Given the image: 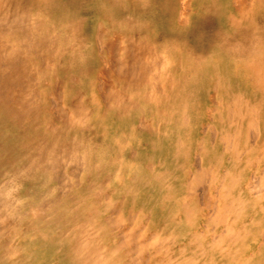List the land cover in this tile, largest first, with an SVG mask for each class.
I'll return each instance as SVG.
<instances>
[{
    "label": "bare ground",
    "instance_id": "1",
    "mask_svg": "<svg viewBox=\"0 0 264 264\" xmlns=\"http://www.w3.org/2000/svg\"><path fill=\"white\" fill-rule=\"evenodd\" d=\"M2 250L264 264V0H0Z\"/></svg>",
    "mask_w": 264,
    "mask_h": 264
},
{
    "label": "rangeland",
    "instance_id": "2",
    "mask_svg": "<svg viewBox=\"0 0 264 264\" xmlns=\"http://www.w3.org/2000/svg\"><path fill=\"white\" fill-rule=\"evenodd\" d=\"M16 94L18 95V92H17V91H16ZM193 162H194V163H193ZM192 163H193V167H194V165H195V159H192ZM89 181H90V180H89ZM76 182H80V179H77ZM87 183H88V181H87ZM105 185H106V187H105V190H103V191H105V193H106V195H107L108 197L112 196V195L114 194V190H116V187L113 186V185H109V182H107ZM26 189H27V184H24V183L22 182V184L20 185V189H19V192H18V196H17L16 198L20 197V196L22 195V193H23ZM2 198H3V197H2ZM113 215H114V214L112 213V211L109 212L108 214L106 213V214L103 216L102 220H105V219L108 218V217H112ZM31 217L34 218V215L31 214ZM132 228H133V227H132ZM121 240H123V239H121V238L117 239V241H118L119 243L122 242ZM15 243H16V242H14L13 245H14ZM7 248H9V247H7ZM5 252H6L5 250H2V251L0 252V255L4 254ZM151 252H152V250H151ZM151 252L148 250L147 255L143 256V262H142V264H145L146 261H148L149 264H154V261H152V259H150V256H149V254H150ZM14 260H15V261H16V260H20V257H19V256L14 257Z\"/></svg>",
    "mask_w": 264,
    "mask_h": 264
}]
</instances>
